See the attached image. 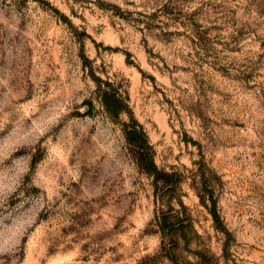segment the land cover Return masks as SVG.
<instances>
[{
    "label": "rangeland",
    "instance_id": "1",
    "mask_svg": "<svg viewBox=\"0 0 264 264\" xmlns=\"http://www.w3.org/2000/svg\"><path fill=\"white\" fill-rule=\"evenodd\" d=\"M92 76L177 185L140 170ZM169 258L264 264V0H0V264Z\"/></svg>",
    "mask_w": 264,
    "mask_h": 264
},
{
    "label": "trees",
    "instance_id": "2",
    "mask_svg": "<svg viewBox=\"0 0 264 264\" xmlns=\"http://www.w3.org/2000/svg\"><path fill=\"white\" fill-rule=\"evenodd\" d=\"M85 62L86 60L84 58V63ZM92 79L98 87L99 100L104 112L113 123L120 125L124 138L133 151V157L136 164L143 173L153 178L156 190L158 189L159 184L164 187L174 184L177 185L179 183L177 173H167L160 171L157 168L154 162L153 150L149 142L148 136L142 126L132 117L130 108L127 104V98L123 96L120 91L114 88L110 82H102L99 78H96L95 76H92ZM87 109L88 113H90L92 109L91 104H88ZM122 115H127L130 121L122 122ZM200 201L202 205L207 209L216 229L227 235V230L223 227L222 221L217 212L215 200L210 197L209 205H207L204 199L201 197ZM179 205L183 209H185V206L182 204V202H180ZM156 223L162 237L163 247L164 249H166L165 245L171 237L168 215L161 212V215L158 216L156 219ZM169 260L173 264H176L173 258H169Z\"/></svg>",
    "mask_w": 264,
    "mask_h": 264
}]
</instances>
